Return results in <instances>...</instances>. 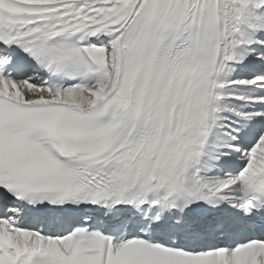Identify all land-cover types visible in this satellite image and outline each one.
Segmentation results:
<instances>
[{
  "label": "snow or ice",
  "instance_id": "obj_1",
  "mask_svg": "<svg viewBox=\"0 0 264 264\" xmlns=\"http://www.w3.org/2000/svg\"><path fill=\"white\" fill-rule=\"evenodd\" d=\"M0 264H264V0H0Z\"/></svg>",
  "mask_w": 264,
  "mask_h": 264
}]
</instances>
